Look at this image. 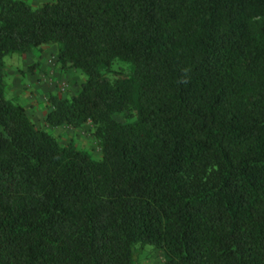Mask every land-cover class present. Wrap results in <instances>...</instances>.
<instances>
[{"label":"trees","instance_id":"trees-1","mask_svg":"<svg viewBox=\"0 0 264 264\" xmlns=\"http://www.w3.org/2000/svg\"><path fill=\"white\" fill-rule=\"evenodd\" d=\"M40 45L99 156L0 81V264H264V0H0V67Z\"/></svg>","mask_w":264,"mask_h":264},{"label":"rangeland","instance_id":"rangeland-1","mask_svg":"<svg viewBox=\"0 0 264 264\" xmlns=\"http://www.w3.org/2000/svg\"><path fill=\"white\" fill-rule=\"evenodd\" d=\"M32 6L47 0H25ZM53 45H40L21 56L15 53L3 57L0 67V81L4 96L21 103L32 121L40 128L55 136L61 142L72 141L76 147L89 153L93 158L99 156V148L93 137L90 123L77 129L59 126L50 128L42 123L47 110L49 93L67 97L77 90L83 74L73 69H61L54 63ZM37 67L29 72L28 65L36 62ZM112 66H115L113 63ZM122 120L120 115H115ZM135 264H162L161 253L149 246L141 247L135 253Z\"/></svg>","mask_w":264,"mask_h":264}]
</instances>
